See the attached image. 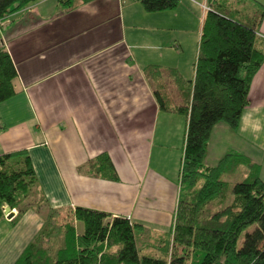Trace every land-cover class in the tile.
Segmentation results:
<instances>
[{
  "label": "crops",
  "instance_id": "0c3cea01",
  "mask_svg": "<svg viewBox=\"0 0 264 264\" xmlns=\"http://www.w3.org/2000/svg\"><path fill=\"white\" fill-rule=\"evenodd\" d=\"M71 1L34 0L0 28L16 70L14 93L0 102V155L25 151L46 211L85 207L123 217L151 241L173 222L186 117L159 108L144 69L192 79L207 0H178L156 12L137 0ZM227 1L264 11V0ZM258 33L264 46V14ZM190 66L191 77H183ZM174 87L169 96L178 104ZM248 100L235 129L212 127L204 163L241 154L264 181V62ZM101 155L116 180L89 174L88 163ZM44 215L33 201L9 219L2 213L0 264L19 258ZM71 223L79 232L80 223Z\"/></svg>",
  "mask_w": 264,
  "mask_h": 264
},
{
  "label": "trees",
  "instance_id": "16d2710c",
  "mask_svg": "<svg viewBox=\"0 0 264 264\" xmlns=\"http://www.w3.org/2000/svg\"><path fill=\"white\" fill-rule=\"evenodd\" d=\"M32 1L0 0V28ZM56 1L63 7L73 6L71 0ZM137 1L146 12L170 10L178 2ZM206 7L192 79H182L173 69L152 65L144 69L159 108L186 117L178 195L169 230L151 241L138 242L135 230L141 225L126 218L75 207L64 221L57 220L59 211L47 210L39 231L13 264H264V181L259 165L237 153H225L214 165L204 163L212 127L222 122L235 129L249 104L252 78L264 62L258 33L264 11L248 13L227 0H207ZM15 76L13 61L0 44V102L14 93ZM172 86L181 97L178 104L169 98ZM241 165L247 171L230 185V202L209 212L204 207L227 186L222 175ZM88 171L117 179L106 155L90 161ZM32 187L35 176L25 151L1 154L0 216L2 207L21 212L19 205ZM72 220L80 223L79 232ZM58 238L61 243L53 254L48 253L42 240Z\"/></svg>",
  "mask_w": 264,
  "mask_h": 264
},
{
  "label": "rangeland",
  "instance_id": "374dc122",
  "mask_svg": "<svg viewBox=\"0 0 264 264\" xmlns=\"http://www.w3.org/2000/svg\"><path fill=\"white\" fill-rule=\"evenodd\" d=\"M13 19H15V17H13ZM194 62V56H193V61ZM189 71H185L183 72V77L185 78H190L192 75V67H189ZM171 82V80H169V83ZM169 85V84H168ZM171 85V83H170ZM171 87V86H169ZM168 87V88H169ZM169 98L172 100L173 96H169ZM246 167L244 165L238 166L236 169L228 171L227 173L222 175V180L227 184V186L225 187L224 191L222 192V194L220 196H218L217 198H214L211 202H209L204 208H206L207 210L210 211H214V210H219L221 208H223L225 205H227L230 200H231V195L229 193V187L232 183L236 182L237 180L243 178L244 174L246 173ZM223 198V200H222ZM38 200V201H37ZM33 203H35V205H38L37 207L42 208V211L44 214H46V205L43 203H40L39 201V194L37 193L35 187H32L29 191V193L27 194V196L23 199V201L21 202V204L19 205L20 208H23L24 206L30 205ZM17 209V208H15ZM57 216V220H67L68 216L66 212H59V215ZM252 228H248V230H251ZM169 230V227L167 229H165L164 231H161L160 233H164L167 232ZM135 235L138 236L137 241L140 242L142 241L143 238L146 237V233H141L138 234V232L135 230ZM141 236V237H139ZM242 239H240V243L241 244ZM60 240L58 238V240L55 239H45L42 240V245L44 247H46V250H48V253L53 254V252L55 251V249L59 246L60 244Z\"/></svg>",
  "mask_w": 264,
  "mask_h": 264
},
{
  "label": "water",
  "instance_id": "95a60500",
  "mask_svg": "<svg viewBox=\"0 0 264 264\" xmlns=\"http://www.w3.org/2000/svg\"><path fill=\"white\" fill-rule=\"evenodd\" d=\"M3 213L7 219L13 215V212L8 207H4Z\"/></svg>",
  "mask_w": 264,
  "mask_h": 264
},
{
  "label": "built area",
  "instance_id": "2783aa9c",
  "mask_svg": "<svg viewBox=\"0 0 264 264\" xmlns=\"http://www.w3.org/2000/svg\"><path fill=\"white\" fill-rule=\"evenodd\" d=\"M206 8H207V7L205 6L204 9L206 10ZM3 209H4V207H2V210H3ZM10 210L13 212V209H10Z\"/></svg>",
  "mask_w": 264,
  "mask_h": 264
}]
</instances>
